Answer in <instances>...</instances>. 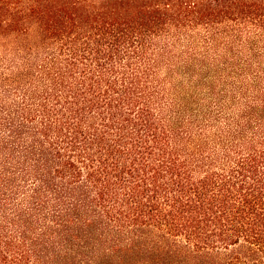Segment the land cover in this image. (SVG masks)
Here are the masks:
<instances>
[{"label": "trees", "instance_id": "obj_1", "mask_svg": "<svg viewBox=\"0 0 264 264\" xmlns=\"http://www.w3.org/2000/svg\"><path fill=\"white\" fill-rule=\"evenodd\" d=\"M0 264H264V0H0Z\"/></svg>", "mask_w": 264, "mask_h": 264}]
</instances>
